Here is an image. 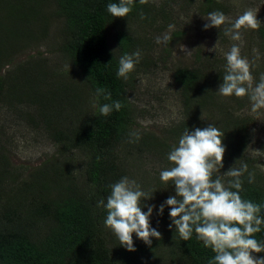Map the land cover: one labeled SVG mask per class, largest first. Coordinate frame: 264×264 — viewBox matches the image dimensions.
<instances>
[{"label": "trees", "instance_id": "1", "mask_svg": "<svg viewBox=\"0 0 264 264\" xmlns=\"http://www.w3.org/2000/svg\"><path fill=\"white\" fill-rule=\"evenodd\" d=\"M46 1L19 0L16 6L10 5V9L4 11L6 14L4 18H8L17 26L15 37L20 38L22 44H28L32 38L33 30L27 26L39 21V18L43 21L47 20V13L41 10ZM49 1L55 4L51 9L52 14L62 18L60 36L63 41L60 50L67 55L72 69L78 74L77 85L59 81L61 74H54V77L49 78L48 71H43V68L35 72L37 75L27 79L29 82L26 83L27 85L22 84L19 88L15 81L6 83L8 85L6 88L5 80L0 76V101H5V105L24 113L22 117L28 119L34 127H38V123L34 120L36 118L51 122L52 116H48V107L45 105L42 109L37 108L40 110L32 115L17 107L16 101L22 103L32 100L35 103L37 99L49 97L44 101L47 102L65 95L71 109L74 110L77 109L82 98L87 99L89 95L93 97L96 102L94 109L87 112L80 111L81 115H76L71 129L53 127L51 133H48L53 143L61 145L58 154L73 149H80L85 153L82 174H85L83 186L86 187L82 188L74 183L70 179L72 169L68 168V163H58L56 158L59 157L52 155L51 160L47 161L51 164L52 173L60 179L58 183L53 184L54 195L45 197L42 193L34 194L30 198L32 205H28L26 214H19V205L6 206L0 214V264H209L215 253L211 248L204 247L203 242L197 240L195 233L189 241H183L175 225L169 228L171 218L168 206H165L162 215L157 214L159 206L176 194L174 185L168 186L170 195L163 197L162 200L157 199L153 215L150 217L151 226L161 233V239L153 238L149 247L133 234L136 248L133 252L120 246L118 238L104 224L106 210L97 205L100 199L106 201L111 191L109 186L116 183L119 177L114 152L117 142L127 139L129 145V140L134 139L131 134L139 133L141 139L130 144L131 148H135L138 154L154 150V154L166 158L169 149L172 148L168 139H173L184 131L191 123L189 118L200 116L205 109L204 106L209 108L208 105L215 104L210 108L212 112L220 111L227 120L229 116L230 135L222 137L226 147L223 163L232 162V167L236 164L238 165L235 168L240 167L239 161L246 159L244 152L249 142V125L253 122L251 117L244 119L234 117L219 103L220 99L214 101L216 96L214 97L212 93L215 92L216 81L220 78L223 82L225 68L220 66L215 71H211L215 67L205 66L210 62L208 59L196 67H177L172 78L180 89L182 112L186 119L178 125L167 128L164 131L165 136H157L148 130H135V108L130 102L128 93L130 79L118 77L117 72L120 57L125 53L131 54L137 46V40L123 22L140 20L155 24L157 19L167 22L172 19L170 12L164 10L162 6L155 7L150 0L143 5L139 0H135L131 13L125 18H117L108 13L107 5L118 3L119 0ZM190 2L196 0H190L188 4ZM198 2L205 5L204 12L227 13L225 1L198 0ZM141 13L144 14L145 19L140 18ZM110 28H113V31L108 34ZM258 30L260 38L264 39V25L261 24ZM2 46L0 38V63L14 48H17L11 45L10 49H4ZM255 65L259 66H254L252 76L253 74L256 76L253 78L255 77V82L258 83L261 75L264 74V67L261 63ZM41 85H45L42 93L39 92ZM49 86L55 87L58 91L53 90L50 94ZM78 87L81 88L77 89ZM97 88L105 89L111 94V99L105 100L102 95L97 97ZM9 93L13 95L9 96ZM240 98L242 97L235 98L238 104ZM115 101L123 104L119 111L113 109L108 116L100 114V106ZM197 106L198 109H195ZM194 110L195 114H193ZM207 126L209 125L205 124L204 128ZM242 163H246V160ZM248 171L251 172L250 169ZM38 172L40 177L35 178L33 184L42 186L45 184L42 177L44 171L40 169ZM48 174L50 173L46 175ZM254 174L253 183L248 182V173L241 177L243 184L240 195L244 200L264 205V175ZM3 177L4 173L0 172V182L3 181ZM223 179L227 186L232 178L226 176ZM231 190L236 191V189ZM144 204L149 205L147 200ZM142 211L147 212V207ZM254 235L258 241H264V226L260 233ZM261 254L262 252L253 253L254 256L264 257Z\"/></svg>", "mask_w": 264, "mask_h": 264}, {"label": "rangeland", "instance_id": "2", "mask_svg": "<svg viewBox=\"0 0 264 264\" xmlns=\"http://www.w3.org/2000/svg\"><path fill=\"white\" fill-rule=\"evenodd\" d=\"M18 1L0 0V38L3 44L2 47L4 49H10L11 45L17 47L0 63V76L5 80V87H8L6 83L12 81H15L18 88L22 84L27 85L26 83H29L27 79L31 78L32 75H37L35 72L41 68L45 72L48 71L49 78L54 77V74H61L59 81L77 85L78 74L76 70L72 69L67 55L60 50V44L63 41L60 36L62 18L52 14L51 9L55 7V4L49 0L44 2L41 10L47 13V20L43 21L39 18V21L32 22L31 26H27L33 30V33L26 46L20 42V38L15 37L17 26L13 25L8 18H4L6 15L4 11H8L10 5L16 6ZM24 1L37 2V0ZM150 1L155 7L160 8L162 6L164 10H168L172 19L167 22L157 19L155 24L141 22L140 20L123 22L137 40V46L132 53L138 49L142 53L140 62L128 77L130 79L128 93L130 102L135 108L136 125H134V129L148 130L157 136H163L166 134L164 131L167 128L175 124L178 125L179 122L186 119L182 112L180 89L172 78V74L177 67H196L199 63L208 59L210 62L205 66L215 67L211 71H215L220 66L225 68L227 63L225 53L230 51L233 44H236L241 49V55L252 62V74L254 66H259L255 65L256 63H261L264 67V39L260 38L259 30L242 28L240 30L241 39L238 41L232 40L230 36L224 34V28L229 27L230 24L222 25L219 29L204 30L203 25L207 23L204 18H207L208 12H204L205 5H202L198 0L190 2V4H188L190 0ZM222 1L226 3L227 13L225 15L229 17L230 21L234 22L244 11L253 9L257 11V19L264 25V0ZM169 25H174L171 31H169ZM112 31L113 28H110L107 33L110 34ZM165 33L171 37L167 45L157 44L156 38L163 36ZM215 44V52L209 51L208 49H212ZM253 76L255 75L253 74ZM255 79H253V86L256 84ZM221 83L222 81L219 78L215 84V92L212 93L214 97L216 96L214 101L220 99L219 103L226 107V111L234 117L239 119L252 118L251 122L253 124L250 123L249 125V142L244 152L246 157L244 160H246L248 169L251 172L264 175V108L255 113L252 112V105L247 95L240 98V104H238L236 97H225L216 94ZM41 86L40 93L45 90V85ZM79 88L81 87L77 89ZM48 89L50 94L53 90L58 91L55 87L50 88L49 86ZM8 95L13 94L9 93ZM48 98L37 99L38 101L35 103L32 100L22 103L15 102L17 107L26 112L28 111L32 115H35V112L42 109L43 106L48 107V116H52V120L47 122L43 118L39 120L36 118L34 120H36L35 123H38V127H34L28 119L22 117L24 113L13 109L12 106L5 105V101H0V172L4 173L3 181L0 182V214L6 206L15 207L16 205L20 206L19 214H26L28 205H32L30 198L34 194L42 193L45 197L54 195L53 184L58 183L60 179L52 173L51 164L48 162L51 160L52 155H54L53 157H59L56 158L58 163H68V168L72 169L70 179L74 183L82 188L86 187L83 186L85 174H82L85 153L80 149H73L70 152L58 154L57 151L61 148V145L60 143H53L48 133H51L53 127L64 130L71 129L76 115H81L80 111L87 112L94 109L95 99L90 95L87 99L82 98L77 105V109L72 110L65 95L44 102ZM208 106L209 108L204 106L205 109L202 110L200 116L196 117L195 115L189 118L191 123L187 128L191 131L194 128L202 129L205 124H213L225 133V136L230 135L228 128L229 116L227 120L225 115L224 117L221 115L220 111L212 112L210 108L214 107L215 104ZM198 107L195 109H198ZM193 112L195 114V110ZM183 132L181 131L176 137L173 136V139H168L171 147L178 144ZM130 144L132 145L131 142L127 145V139H124L117 142L114 148L115 164L119 174L117 182L125 176L134 179L141 185L142 190L150 194L153 193V198L147 200V202L149 206L155 205L157 199L162 200L163 197L170 195L168 186L172 184L171 181L168 183L162 182L160 172L174 165L168 161L167 156L161 158L157 153L154 154V150L138 154L135 148L130 147ZM170 150L171 148L168 153ZM244 160L239 162L242 163ZM46 164L47 166H45ZM48 165L50 166L47 169ZM231 165L232 162L227 163L226 161L223 163V167L214 174L213 178L216 176L226 177L224 173L232 167ZM40 169L44 171L43 176H41L45 184L42 186L33 184L35 178L40 177V172H38ZM48 172L50 174L46 175ZM261 255H264V252Z\"/></svg>", "mask_w": 264, "mask_h": 264}, {"label": "clouds", "instance_id": "3", "mask_svg": "<svg viewBox=\"0 0 264 264\" xmlns=\"http://www.w3.org/2000/svg\"><path fill=\"white\" fill-rule=\"evenodd\" d=\"M147 2L139 0L142 5ZM134 3L135 0H119L118 3H109L107 11L113 17L125 18L131 13ZM140 18L146 17L141 13ZM204 19L207 21L203 25L204 30L230 24L224 28V34L236 41L241 39L242 28L258 30L262 24L253 9L244 11L234 22L221 11H212ZM168 27L171 31L174 25ZM170 39L165 33L156 38V43L167 45ZM215 47L216 44L208 50L215 52ZM225 57V74L218 93L225 97L247 95L254 113L264 108V74L253 86V64L241 55V49L236 44L225 53ZM141 58L139 49L131 54L125 53L119 59L117 76L127 80ZM101 95L105 100L111 99V94L105 89L97 88L96 96ZM122 107L120 101H115L100 106L99 112L108 116L113 109L119 111ZM224 134L213 124L202 129L184 130L178 144L173 145L167 155L174 166L160 172L161 181H171L176 194L159 206L157 214L162 215L165 206H168L171 218L169 228L175 225L183 241H189L195 233L197 240L215 253L209 264H264V257L253 255L264 252V241H258L254 235L260 233L264 226V205L244 200L240 195L241 177L248 173V182L253 183L255 174L248 171L246 163H241L240 167H232L224 173L232 178L227 186L222 177L213 178L223 167L226 151L222 142ZM131 136L134 137L129 141L131 143L141 139L139 133H132ZM109 187L111 191L106 201L100 199L97 206L106 210L104 224L118 238L120 246L130 252L136 251L133 234L149 247L153 238L161 239V233L150 223L155 205L144 204V201L153 198V193L142 190L141 185L127 176ZM144 207H147V212L142 211Z\"/></svg>", "mask_w": 264, "mask_h": 264}]
</instances>
